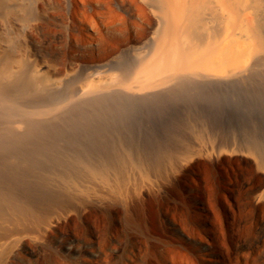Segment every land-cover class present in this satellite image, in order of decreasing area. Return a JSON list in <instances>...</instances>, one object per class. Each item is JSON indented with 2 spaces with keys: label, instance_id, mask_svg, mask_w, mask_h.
I'll use <instances>...</instances> for the list:
<instances>
[{
  "label": "bare ground",
  "instance_id": "6f19581e",
  "mask_svg": "<svg viewBox=\"0 0 264 264\" xmlns=\"http://www.w3.org/2000/svg\"><path fill=\"white\" fill-rule=\"evenodd\" d=\"M139 1L140 13L149 10L157 24L150 50L139 54L129 68L117 66L108 81L91 80L83 87L79 82L80 92L74 91L96 111L106 110L110 147L107 144L104 160L99 156L101 160H93V156L88 162H77V171L72 169L77 173L71 170L74 175L69 166V173L65 170L57 176L62 186L49 176L54 186L49 184L57 189L34 182L40 174L17 170L31 162L24 154L17 156L19 151L29 147L31 136L42 130L41 122L28 117L52 116L54 106L20 107L26 119L22 116L13 125L18 132L9 134L8 129L9 135H1L0 264H7L12 251L50 236L66 239L90 264H118L121 259V264H264V118L254 119L257 125H252V119L248 123L241 118L227 107V101L224 108L204 106V99L211 96H240L259 86L264 91V0ZM3 5L7 6L5 0H0V8ZM5 6L4 16H14L16 9ZM27 59L24 53L0 47V106L5 112L17 109V97L31 94L29 85L42 92L51 81V66L34 63L28 69ZM73 94L71 99L77 95ZM191 95L202 107L185 104L183 100ZM183 97L185 105L178 102ZM67 99L60 96L59 108L64 109ZM159 101L168 104L163 105L172 113L168 118L173 117L172 126L177 116L190 124L186 138L169 140L167 135L163 142L159 135L162 139L152 144L144 124L136 128V117L132 120L129 111L140 106L154 115ZM207 110L214 115L210 117ZM205 114L207 118H202ZM226 117L237 124L238 131H229ZM254 127L256 133L248 134ZM130 131L132 141L125 135ZM10 147L18 150L10 159L13 168L6 161ZM124 251H128L125 257Z\"/></svg>",
  "mask_w": 264,
  "mask_h": 264
},
{
  "label": "rangeland",
  "instance_id": "374dc122",
  "mask_svg": "<svg viewBox=\"0 0 264 264\" xmlns=\"http://www.w3.org/2000/svg\"><path fill=\"white\" fill-rule=\"evenodd\" d=\"M2 1L4 2V0ZM82 1H83V4H82ZM82 1L81 0H5V3L7 6H12L13 8L16 9L14 16H10L8 14L4 16V14H6L4 11L5 5H3L0 8V47L6 48L7 52L19 51L21 54L23 53L26 54V56H28V59L26 62L27 63L26 67L28 69H33L34 63H35V66L48 64L49 66H51V68L53 69L51 71L54 73V74L51 73L52 78L49 83L50 85L48 84L42 90V92L40 90H37L36 87H34L33 85H29V91L31 92V94L26 95V96H19V98L17 97V101H16L17 109L15 107V108H12V111L8 110V112L7 111L5 112L4 109L0 106V114H1L0 115V138L2 136L6 137L11 132L14 133L15 132L14 130L17 131V129L15 128V126L13 127V125L17 124V121L21 119V117L23 116L24 113L22 114V112L24 111L20 110L22 107L23 109L29 110L33 108L32 104L34 105L35 103L34 106L43 105V107L44 106L45 107L54 106L56 108L55 109L56 114L54 113L52 116H50L51 114H47L46 116H43L41 118L39 116H37V118L36 116H34V118L33 116L28 117L29 120L31 117V120L33 119L32 120L33 122L35 121L37 122V120H38V123L41 122L39 124H42V130L36 132L34 136H31L32 137V138L30 137L31 144L29 143L31 146L28 144L29 147L26 146L24 150H22L23 148L22 147L21 151H19V154L17 155V156H20V154L21 155L24 154L26 158L28 157L27 160L25 158L24 161L25 160L31 161V162H28L29 164L26 163V161H25L26 164L20 163L21 165L20 167L18 166L17 170L21 169L20 172L22 171L26 173L29 172V174L31 173V175L32 173L33 174L36 173L35 175L37 176H39L38 174H40L41 178L39 176L38 180L34 179L35 180L34 182L36 183L37 181L40 183H48V184L51 182V184L53 185L55 181L56 184L58 182L59 183L58 185L62 186L64 185V182L58 179L57 176H59V174L61 173H64L65 170L68 171L69 173V168H68L69 166L73 167V168H70V173H72L74 172L73 170H75L74 166L76 168V166L79 165L78 164L79 162H83V161L88 162V160L92 158L93 156H94L92 158L93 160H96V159L104 160V155L107 156L108 151H109L108 149L110 147V145L108 144L109 143L108 138H106L107 137L106 136V128H107L106 110L104 107L103 108L101 107L102 108L101 110L100 108H98L100 112L99 113L98 111H96L97 110L96 108L95 110L93 107H90L88 103H85L87 102L86 99L80 98L79 93L74 92V91L78 90V92H80L79 90L80 86L83 87L87 85L91 80L97 83L99 82L103 83V82L108 81L110 77L115 74L117 70L116 67L120 66L121 64H122L121 66H125L126 68L131 67L132 66L131 64H133L132 61L135 60L137 57H139V54L140 55L145 54L147 51L150 50V47L152 46L151 36L157 30V24H156L154 15L149 10L145 11L147 13H140L141 10L139 11L140 8H138V5L140 6L141 2L139 0H137L138 2H136V0H82ZM18 6L21 8H18ZM35 6H37V9ZM32 12L34 13L31 14ZM119 12L121 13L123 12V13L121 14ZM54 58L56 60H54ZM33 59L37 60V62L35 60L34 62L29 61V60L33 61ZM53 62L58 65H55ZM97 70L98 72L96 73ZM70 74H72L73 76ZM96 74L97 75L99 74V75L94 76ZM61 82H63L64 84L63 83L61 84ZM79 82L81 83V85ZM71 84L74 87H72ZM75 87L76 89H72ZM259 87H257L258 89L257 91L259 92V94L256 90L254 92L252 91L249 92L246 90L247 92H244L245 95L248 93L246 96L244 95V93L240 94V96L238 95V93H224L220 97L219 95H215V96L208 97L210 99H204L205 104L203 103L204 101L202 97L199 100H201L204 106L206 107L211 106L212 109L219 108V107L224 108V106H226L227 104V107H231V110H235L239 114H241L242 117L239 115L241 118L244 119L245 117L247 121L250 120V122L252 119L251 124L253 123L252 125H257V123L255 124V122L256 121L258 122L260 120L261 118L260 116H263L262 119L264 118V91L262 89L263 86H259ZM71 92L77 94L78 96L76 95L74 96V98L72 97L71 99ZM242 95L245 97H243ZM60 96L68 98L67 99L68 101L66 100L67 105L63 107L64 109L59 108L61 107L60 106L61 104H59ZM184 98L185 97L181 98L178 101L180 102L181 105L190 104L189 106L193 105L192 107H195V106L202 107V105L200 104V101L197 100L198 99L197 97L192 96V97H189L190 99L189 98L184 99ZM192 98L194 101L192 100ZM34 99L37 100V102ZM182 100L185 102V104L183 103ZM28 101H30V103ZM187 101L188 103H186ZM225 101H227V103ZM24 102L25 103L28 102V104H25ZM159 102H160L159 104L157 103L159 105L157 107L158 110L155 108L156 109L155 112L157 115L155 113L154 115H152L153 112L148 111L146 108L144 109L143 107H140V106H137V108H135L136 106H134L133 107L134 110L129 111L128 115L130 114L131 117H133L132 120L136 117V119H134V121L136 120L137 122L136 128L139 129V127L143 126L144 124L143 129L147 128V131H149V133L151 134L150 139L154 137L153 138L154 140L152 139V142L150 139H149L150 141L148 140V142L152 144H154V141L156 139L157 140L155 142L158 141L159 135L162 136L163 139L162 138L161 139L163 142L167 139L169 140L174 139V138L176 139L178 137L186 138V135H187L186 130H187L188 125L190 127V124L189 123H187L188 125L186 124V122L184 121V116H181L179 118H177L178 117L177 116L176 118L178 120L176 118L175 120H173V123L175 121L176 125L172 126L171 121L173 117L172 118L170 117V119H168L172 113L169 112L170 111L169 109L168 110L166 109L168 104L165 102L162 103V101H159ZM206 102L209 105H207ZM163 104H167V105L165 106ZM164 106L166 108H164ZM92 108H93V111H90L92 110ZM135 110L138 113H136ZM67 111L69 112L67 113ZM92 112L93 114L95 113L96 120ZM133 112L134 114L132 115ZM57 114L58 116H55ZM207 114L211 115L210 117L214 115L213 113L211 114L208 110H207ZM207 114L202 116V118H207ZM54 116H55V119H54ZM24 119H26V117ZM43 120L44 122H42ZM226 120L229 121L227 123H230L229 131H231L232 128H233L232 132L239 130V129L237 130L236 128L237 124L231 121L229 117H226ZM93 121L96 122V124L95 123L93 124L92 123ZM43 123L46 125V127H44L45 125H43ZM147 125L151 129L150 128L148 129ZM158 125L159 126L161 125V129ZM93 126H95L96 128H94ZM161 130H164V131H161ZM182 130H185V131H182ZM255 130H256L255 127L251 130L248 129L247 133L255 134L256 133ZM6 131L9 132V134ZM1 132L3 134H1ZM154 132H155L154 134L155 136L153 135ZM128 133L125 134L127 138L132 134L131 131ZM93 134H96L95 138ZM132 137L133 135L131 136V138L129 137L128 139L132 141L133 140ZM160 137H159V140H161ZM165 137L167 139H164ZM106 140L108 143L106 142ZM117 140L118 138L116 137L115 141ZM107 144L109 147H107ZM10 148L13 151L14 147L13 149L12 147ZM16 148L17 147H15V150H17ZM105 149L107 150L105 151ZM15 150L12 152L13 155L11 154L10 151H6L9 153L7 156L9 157L11 156V158L7 157L6 161L8 163H10V159L13 158L14 154L15 155L17 154ZM95 151H96V154L94 153ZM40 152H43V153H40ZM38 154L40 155V157ZM102 155H103V158H102ZM25 156H21V158ZM54 157H56L55 158L56 160L54 159ZM80 159L82 161H80ZM12 161L14 162V160H11L10 165L13 168L15 167V165H13ZM70 161L72 163L73 162L75 163L72 164L70 163ZM30 163L33 164L31 167H30ZM24 165L26 167H24ZM64 165H67V166H64ZM79 168L81 169V167H78V169ZM57 171L59 173H56ZM74 173H77V172H74ZM52 174L55 176H53ZM49 176H51L50 179L53 178L54 180L55 178H57V180H54L52 183V181L48 179ZM42 178H44V180H42ZM30 182L33 183L32 181ZM52 185L49 184L48 185L50 186L49 188L52 187V189H55V188L57 189L59 187V186H55L54 188L53 187L54 185L53 186ZM58 237L59 236H54V237L50 236L45 240L43 239V240L31 242V244H28L24 249L14 250V252L12 251L11 258L7 262V264H90L88 261V257L86 255L76 252L75 250L72 249L71 244L67 242L66 239L65 240L69 246L66 244V242H64L65 241L64 238L62 240V238L59 239ZM126 253H128V251L122 254L123 257L127 255ZM120 259L121 258H119L118 260ZM121 261L122 259L118 261L119 262L118 264H121Z\"/></svg>",
  "mask_w": 264,
  "mask_h": 264
}]
</instances>
